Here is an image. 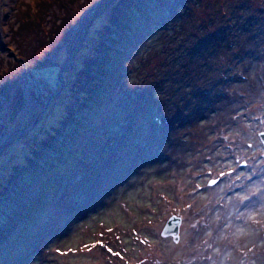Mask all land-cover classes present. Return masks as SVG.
I'll list each match as a JSON object with an SVG mask.
<instances>
[{
    "label": "rangeland",
    "instance_id": "374dc122",
    "mask_svg": "<svg viewBox=\"0 0 264 264\" xmlns=\"http://www.w3.org/2000/svg\"><path fill=\"white\" fill-rule=\"evenodd\" d=\"M65 1L71 24L40 42ZM106 1L0 0V264H264V0H157L119 39V89L70 125L83 159L22 169L65 116L53 99L94 53ZM25 17L37 30L22 36Z\"/></svg>",
    "mask_w": 264,
    "mask_h": 264
},
{
    "label": "trees",
    "instance_id": "16d2710c",
    "mask_svg": "<svg viewBox=\"0 0 264 264\" xmlns=\"http://www.w3.org/2000/svg\"><path fill=\"white\" fill-rule=\"evenodd\" d=\"M85 1V3L89 2V0ZM156 1L157 0H117L112 2L111 0H107L105 2V6L107 4L108 6L111 4L109 6L110 10L108 9V6L105 7L107 8L106 12L109 13V23L106 24V26L99 32V37H102L99 39L98 43L92 47V49H94V53H90V56L86 62L76 68V74L70 79V83H67V90L65 93L60 96H55V98L53 97L54 102H57L58 99H61V97L68 99V102L66 103L68 106L65 111V116L59 120L58 125L45 127L43 130L39 129V131L35 134V136L38 138L37 143H34L35 141L33 138L29 142V148L32 147V150L31 153L29 152L30 154L28 153L25 155L26 157L21 163L22 169L32 171L35 168H39L38 166L40 165H38V162L41 158L37 157H42L44 155L42 158L49 157L52 160L50 166H48L49 164H45V167H43L44 173L50 170L46 174H49L50 172H60L62 175L67 173L70 167L76 166V163L80 159H83L81 155H83V143L86 139H83L82 142L81 148L83 150L70 148L68 146V141L72 134L71 126L78 123L79 117L84 110H92L94 112L97 111L98 113L103 102L106 103L110 97V92L115 89H119L117 83L113 81L114 79L110 80V82H107L108 78L113 77L114 74L115 80H117V73L118 71L120 72V70L114 68V73L112 71L114 69H111L110 62L123 61L125 58L124 50H120L117 45L119 39L124 35L127 36L128 32L130 33L135 30L134 25L137 24L140 18L145 17L149 13L150 8L153 4L155 6ZM65 2H63L61 5L63 9V12L61 13L63 15V17H61L62 20L49 31L50 34L46 33L42 28V32L44 34L40 32L38 33L40 42L49 40L52 37V34L57 35L60 29L62 30L67 24H71L70 19L73 15V4L72 2ZM38 11H40V9ZM67 12L72 13H68L69 16H67ZM65 15L67 17H65ZM38 17L42 18L41 13L38 15ZM19 29L21 32L25 33L22 36H26L32 31L37 30V24L33 19L25 17L22 20ZM42 36H46V39L42 38ZM205 42H207V40H205ZM210 50V54H215L217 52L213 48H210ZM234 52L237 53V49H235ZM230 56L231 55L228 54H219L217 57L219 68H223L221 65L225 66L224 63H231ZM47 65H49V62L48 64L47 62L43 63V66ZM240 65L241 64L237 62H233L234 67ZM223 70L227 69L223 68ZM10 74H12V71L9 73V75ZM29 91L32 94V97H35L37 101L38 97L36 98L35 91L30 88ZM102 97L103 99L101 101ZM19 104L20 105L15 112V117L19 115V110L22 109L26 104V97L24 94L20 95ZM2 128V125H0V133L2 132ZM20 130L21 128L16 131L18 132ZM9 133H5L4 131L2 132L4 135ZM43 182L44 185H46L45 189L47 190H54V188L58 185L57 177L51 181L43 180ZM224 201L226 200L224 199ZM224 205L225 203L223 202V205L219 208H222Z\"/></svg>",
    "mask_w": 264,
    "mask_h": 264
},
{
    "label": "water",
    "instance_id": "95a60500",
    "mask_svg": "<svg viewBox=\"0 0 264 264\" xmlns=\"http://www.w3.org/2000/svg\"><path fill=\"white\" fill-rule=\"evenodd\" d=\"M261 140L264 143V131L259 133ZM181 224V218L178 215H172L166 222L163 230V236L173 235L176 236L179 233Z\"/></svg>",
    "mask_w": 264,
    "mask_h": 264
},
{
    "label": "flooded vegetation",
    "instance_id": "af4514ba",
    "mask_svg": "<svg viewBox=\"0 0 264 264\" xmlns=\"http://www.w3.org/2000/svg\"><path fill=\"white\" fill-rule=\"evenodd\" d=\"M173 215H177V214H173ZM172 216V215H171ZM181 218V222H182V217L180 215H178ZM181 225V224H180Z\"/></svg>",
    "mask_w": 264,
    "mask_h": 264
}]
</instances>
